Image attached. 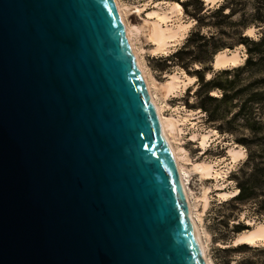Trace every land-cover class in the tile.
<instances>
[{
	"label": "water",
	"instance_id": "obj_1",
	"mask_svg": "<svg viewBox=\"0 0 264 264\" xmlns=\"http://www.w3.org/2000/svg\"><path fill=\"white\" fill-rule=\"evenodd\" d=\"M181 189L113 0H0V264H205Z\"/></svg>",
	"mask_w": 264,
	"mask_h": 264
},
{
	"label": "trees",
	"instance_id": "obj_2",
	"mask_svg": "<svg viewBox=\"0 0 264 264\" xmlns=\"http://www.w3.org/2000/svg\"><path fill=\"white\" fill-rule=\"evenodd\" d=\"M181 6L185 19L192 25L182 42L172 51L159 56L158 69H181L194 78L192 89L186 88L184 104L204 114L205 123L219 134L227 135L232 143L248 149L244 164L249 171L237 180V193L223 204L247 202L261 195L259 207L264 205V0H222L206 5L202 0H173ZM235 17V19H233ZM250 26L259 28L256 39L245 35ZM245 31V32H244ZM242 45L246 57L239 66L230 70L212 69L213 56ZM214 56V57H215ZM231 78H226L228 72ZM243 73L253 77H241ZM207 74H209L207 76ZM207 76V77H206ZM191 100L188 102L189 91ZM238 127L247 132H239ZM254 148L253 150H251ZM258 161L255 162L254 160ZM241 171V170H240ZM264 212V209L261 210ZM230 214L224 216L226 224ZM245 228L231 225L234 233ZM241 231V232H240ZM244 231V230H243ZM227 252L248 250L249 256H240L233 264H264V247H250L243 243L218 249ZM222 264H229L223 260Z\"/></svg>",
	"mask_w": 264,
	"mask_h": 264
},
{
	"label": "rangeland",
	"instance_id": "obj_3",
	"mask_svg": "<svg viewBox=\"0 0 264 264\" xmlns=\"http://www.w3.org/2000/svg\"><path fill=\"white\" fill-rule=\"evenodd\" d=\"M221 1L222 0H219L216 3ZM117 2L119 5L121 4L120 6H122L121 8L124 20L126 21L125 23H127V26L132 29V43H134L133 45L136 47V52L141 60V64L144 67L143 70L145 76L151 85L155 101L161 109V114L164 117H173L178 119L176 122L177 127L169 132L168 137L169 140H171L170 142L173 147L175 146L178 150V154H180L179 164L181 166L182 174H184L183 177L189 193V200L194 206L193 215L196 218L199 229L201 230V235L203 236L202 238L205 244L206 257L209 259L211 264H222L223 260H227L229 261V264H233L240 256H249L251 255V252L248 250H243L242 252L232 251L225 254L219 252V248L235 246V244H233L234 240L240 233H234L231 230V225L239 223V225L245 226L243 230L247 231L251 230L257 223L264 222V212L261 211L264 209V205L259 207V201L263 197L259 195V193L257 197L247 202H235L233 203V206L223 204V201H227L237 193L236 179L232 176V174H236L235 176L237 177V180H239L243 176L242 172L245 174L249 171V165L244 164L248 155V149L242 145L232 143V141L228 139L227 135L219 134L209 124L205 123L204 114L202 112L197 109L187 107L184 104V98L187 93L186 88L189 87L192 89L194 87L192 85L194 79H187L189 76L178 68H171L170 70L158 69L160 62H158L155 58L172 51L182 42L183 38L178 39V41H170V43H168L169 45L166 44L167 46L165 45V47H158L149 35V28L151 25L150 21L153 22L155 16L153 14L147 16V14L154 11H158V13L165 11L168 13L171 7L170 4L175 1L117 0ZM136 7L140 11H137ZM171 16V27L175 28L184 23V34L186 35L192 25V22L184 18L182 10L180 13L172 14ZM233 19H235V17H233ZM137 28L138 30H136ZM259 28L260 27L250 26V33H246L244 31L245 35L249 38L256 39L260 36ZM224 49L230 51L236 50L241 58L238 65L243 63L246 57L244 46L237 45L232 48ZM225 67L222 69L230 70L234 66L226 65ZM169 74H175L178 76V79L181 82V87L176 91L165 95L162 90L163 88L159 84L165 82L168 79ZM262 74L264 75V72ZM241 77L252 78L253 76L243 73ZM226 78H231L230 71L226 75ZM188 93L189 102L191 100V90ZM262 118H264V113L262 114ZM237 129L239 132H247L246 129L241 127H238ZM202 134L208 135L206 142L203 145H201ZM233 146H237L244 151V155L235 161H231L228 156V149ZM253 149L254 148L251 150ZM254 161L257 162L258 160L255 159ZM199 162L214 163L215 168L220 171V177L218 175L215 178L212 176L204 178L200 175L198 170H193L192 168V164ZM222 191H235L236 193L234 195L223 197L218 194V192ZM203 193L205 194L208 202L205 205L206 207H203L202 205L201 198L202 195H204ZM227 214H230V216L225 224L223 220L224 216ZM243 230L241 231L244 232ZM256 242L254 245L247 243L243 244L250 247H264V239L257 240ZM240 243L241 242L238 244Z\"/></svg>",
	"mask_w": 264,
	"mask_h": 264
},
{
	"label": "bare ground",
	"instance_id": "obj_4",
	"mask_svg": "<svg viewBox=\"0 0 264 264\" xmlns=\"http://www.w3.org/2000/svg\"><path fill=\"white\" fill-rule=\"evenodd\" d=\"M202 1L204 2V4L209 6V5L216 3L217 0H202ZM113 2L115 4V7H116L117 12L119 14V17H120L121 22L123 24L125 36L127 38L129 47H130L131 52L133 54L135 63L137 64V67L139 68L141 77L145 83L149 99H150V101L154 107L155 113L157 115L159 125H160V129H161V133H162L165 141L167 142V144L171 148L173 159H174L176 170H177L178 179H179V182H180L181 188H182L181 189L182 195H183L184 200H185L186 205H187V216L190 219V221L193 225V228L195 230V233L197 235V238H198V241L200 244V248H201V256L204 259L205 264H211L209 259L206 257V254H205V244H204V241L202 238L203 236L201 235V230L199 229L196 218L193 215V207L194 206L191 204V202L189 200V193L187 191L185 179L183 177L184 174H182L181 166L179 164V155L180 154H178V150L175 148V146L173 147V145L170 142L171 140H169V137H168L169 132H171V130H173L177 127L176 122L178 121V119L173 118V117H164L161 114V112H160L161 109L159 108V106L157 105V103L155 101V97H154L152 90H151V85L145 76V73L143 70L144 67L141 64V60L139 59L138 54L136 52V49H135L136 47H134V45H133L134 43H132V40H131V38H132L131 33H133L132 29L127 26V23H125L126 21L124 20V17H123L124 15H123V11L121 8L122 6H120L121 4L119 5L117 0H113ZM170 5H171V7H170L168 13H166L165 11L158 13V11L153 10L154 12L147 14V16L151 15V14H153L155 16L154 21L153 22L150 21L151 25L149 28V35L158 47H165V45L170 43V41H175V40L178 41V39L185 37V34H184V28H185L184 26L185 25H183L184 23L181 25H178L175 28H172L171 24H170V21L172 18L171 15L180 13L181 6L176 2H172ZM136 10L140 11L137 7H136ZM147 21H144V22H147ZM134 30H135V28H134ZM136 30H138V28ZM249 30L250 29H247L246 33H248V32L250 33ZM240 61H241V58L238 55V53L236 52V50H231V51L230 50H224V51L218 53L214 57V66L219 67V68H223L226 65L227 66L228 65L229 66H236L240 63ZM208 75L209 74H207V76ZM187 79H194V78L187 77ZM180 83L181 82L179 81L178 76H176L175 74H169L168 79L165 82L160 83L159 85L163 88L162 90H163L164 94L166 95V94L172 93V92L176 91L178 88H180L181 87ZM182 86H183V84H182ZM201 136H202L201 145H203L206 142L208 135L202 134ZM192 137H193V135H192ZM243 152L244 151H242L241 148H239L237 146H233V147H230L228 149V156H229L231 161H235L236 159H238L244 155ZM192 168H193V170L194 169L198 170L200 175H202L204 178H207L208 176H212L215 178L220 174V171L215 168L214 163L199 162V163L192 164ZM219 177H220V175H219ZM236 192L235 191H231V192H223L222 191V192H218V194L224 197V196L234 195ZM201 199H202V205L204 207L206 205V203H208L205 194L202 195ZM200 221H201V219H200ZM260 239H264V222H259L251 230H247V231L240 233L235 238L233 244L241 242V243H247V244H253L254 245V243Z\"/></svg>",
	"mask_w": 264,
	"mask_h": 264
},
{
	"label": "crops",
	"instance_id": "obj_5",
	"mask_svg": "<svg viewBox=\"0 0 264 264\" xmlns=\"http://www.w3.org/2000/svg\"><path fill=\"white\" fill-rule=\"evenodd\" d=\"M219 0H217L216 2H218Z\"/></svg>",
	"mask_w": 264,
	"mask_h": 264
}]
</instances>
